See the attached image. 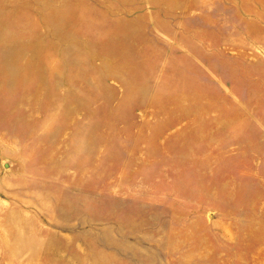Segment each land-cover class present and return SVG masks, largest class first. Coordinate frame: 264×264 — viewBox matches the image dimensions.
<instances>
[{
  "label": "rangeland",
  "instance_id": "rangeland-1",
  "mask_svg": "<svg viewBox=\"0 0 264 264\" xmlns=\"http://www.w3.org/2000/svg\"><path fill=\"white\" fill-rule=\"evenodd\" d=\"M0 264H264V0H0Z\"/></svg>",
  "mask_w": 264,
  "mask_h": 264
}]
</instances>
